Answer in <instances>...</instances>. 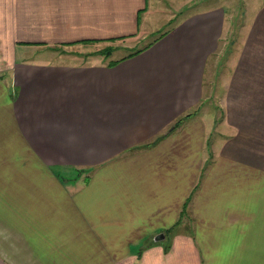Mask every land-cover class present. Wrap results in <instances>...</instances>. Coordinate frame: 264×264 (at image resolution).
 Returning a JSON list of instances; mask_svg holds the SVG:
<instances>
[{
	"label": "crops",
	"instance_id": "obj_1",
	"mask_svg": "<svg viewBox=\"0 0 264 264\" xmlns=\"http://www.w3.org/2000/svg\"><path fill=\"white\" fill-rule=\"evenodd\" d=\"M149 3L0 0V264H264V0L101 60Z\"/></svg>",
	"mask_w": 264,
	"mask_h": 264
},
{
	"label": "rangeland",
	"instance_id": "obj_2",
	"mask_svg": "<svg viewBox=\"0 0 264 264\" xmlns=\"http://www.w3.org/2000/svg\"><path fill=\"white\" fill-rule=\"evenodd\" d=\"M262 0H149L148 7V16L150 19L147 23L144 22V19L141 21L142 27L140 28L139 38L131 39V40H123L120 42L113 43V46L108 47L109 49L115 50L113 54L109 58L99 57L101 60L107 59L105 62L108 63V60H116L120 59V57L126 56L134 52L135 50L142 49L144 46L148 44H152L155 42L157 38H160L167 30H169L173 23H176L178 20L190 15V13L198 12L205 10L207 8H212L214 6L220 7L225 11L229 12V21L230 26V34L225 36V44L226 49L224 52V58L228 59L229 56L234 55L236 49L238 48L239 38L242 37L243 34L240 28L244 27L247 24V11L248 9ZM144 22V25H143ZM238 31V32H237ZM144 38L142 39V37ZM142 36V37H141ZM98 46L97 48H99ZM105 47L101 46L100 48ZM86 50H94L95 46H83V47H60L55 48L56 50H60L64 55H71L67 53V51H77L80 49ZM51 53H46L45 56H36L30 57L28 60L30 61H44V60H54L55 57L51 56ZM229 55V56H228ZM72 57L73 59H77L76 55ZM231 58V57H230ZM97 59V58H96ZM95 59V60H96ZM217 61V60H216ZM220 62H223V59H219L217 61V65H221ZM225 71V70H224ZM223 75V72H222ZM216 77H212L211 79V91L209 90V99L207 102L206 110H214L218 111L220 109V81ZM220 78V77H219ZM215 113V112H213ZM212 115V114H211ZM216 116V114H215ZM217 116L219 113L217 112ZM216 116V117H217Z\"/></svg>",
	"mask_w": 264,
	"mask_h": 264
},
{
	"label": "trees",
	"instance_id": "obj_3",
	"mask_svg": "<svg viewBox=\"0 0 264 264\" xmlns=\"http://www.w3.org/2000/svg\"><path fill=\"white\" fill-rule=\"evenodd\" d=\"M112 52H113V50L108 48L107 51L102 52V55L107 58ZM140 52H142V50H140V49L135 50L134 52H132L131 54H129L127 57L121 58L120 60L125 59V58H130V57H132L135 54H139ZM118 62H120V61H112L109 66H114ZM180 123L181 122H178L176 125H179Z\"/></svg>",
	"mask_w": 264,
	"mask_h": 264
},
{
	"label": "water",
	"instance_id": "obj_4",
	"mask_svg": "<svg viewBox=\"0 0 264 264\" xmlns=\"http://www.w3.org/2000/svg\"><path fill=\"white\" fill-rule=\"evenodd\" d=\"M154 239L156 242H160V241L164 240V236L162 234H160V235L156 236Z\"/></svg>",
	"mask_w": 264,
	"mask_h": 264
}]
</instances>
